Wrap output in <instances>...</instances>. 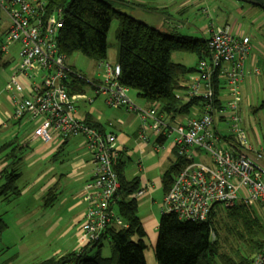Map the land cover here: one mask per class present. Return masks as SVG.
Segmentation results:
<instances>
[{
	"label": "built area",
	"instance_id": "obj_1",
	"mask_svg": "<svg viewBox=\"0 0 264 264\" xmlns=\"http://www.w3.org/2000/svg\"><path fill=\"white\" fill-rule=\"evenodd\" d=\"M63 27L62 11L50 14L46 0H0V61L17 47L18 60L6 85L7 92L17 94L13 99L14 119L28 117L34 121L33 137L46 144L56 138L82 136L92 156L94 177L84 188L88 209L81 242L95 244L108 229L128 227L114 210L121 188L114 167L120 154L118 138L76 116L81 99L93 104L96 98L103 97L111 108L124 107L136 113L142 125L159 138L168 140L175 136L173 147L189 164L164 195L162 213L202 222L208 219L214 205L231 207L243 201L259 204L264 214V149L252 146L240 113L241 84L252 50L250 37L235 36L230 26L213 29L208 43L210 58L199 62L197 75L186 84L185 96H177L184 102L202 98V112L192 119L170 121L160 105L142 107L134 102L129 96L130 88L120 83L119 64L99 62V79L90 82L95 90L93 99L72 94L70 85L86 79L68 64V57L59 48ZM216 75L224 80L220 109L214 87ZM222 95L226 96L225 102ZM222 124L234 137L232 143L222 138ZM161 148L164 146L159 145ZM200 151L206 163L201 160ZM147 190L140 188L133 197L141 198ZM252 264H264V253L256 255Z\"/></svg>",
	"mask_w": 264,
	"mask_h": 264
},
{
	"label": "crops",
	"instance_id": "obj_2",
	"mask_svg": "<svg viewBox=\"0 0 264 264\" xmlns=\"http://www.w3.org/2000/svg\"><path fill=\"white\" fill-rule=\"evenodd\" d=\"M123 1L128 4L124 6L132 8L130 13L126 12L127 14L162 32L186 30L188 32L186 36L191 37L200 34L205 36V32H207L208 37L201 38L209 40L214 28L230 26L235 36L250 37L252 50L246 62V76L241 84L240 109L243 110L245 106L252 113L258 111L261 104L254 107L255 100L263 94L262 102L264 101V8L249 4H247L249 6H243L238 4V1L232 2L234 0ZM200 9L213 22L208 29L205 25L204 28L199 27ZM226 10L229 14H225ZM232 13L242 17L243 21L240 22L239 18L233 17ZM12 49L14 51L15 47ZM13 51L0 61V149L12 143L10 148L0 154V171L11 166L12 170H16L21 175V179V166L24 164L27 165L28 170H31L29 180L31 178L32 181H30V186L22 190L19 196L6 200L4 207L7 208H4V213L1 216L6 222L8 218L14 220L16 216H19L18 214H22V211L18 212V208L24 203V197L29 196L30 202H27L29 206L25 209V213L19 216V226L24 219H27L34 230L32 237L36 236L39 231H43V235L48 240L56 237L59 240V244H57L59 246L53 248L50 252L51 255L42 261L61 258L74 252L79 254L84 250L94 254L93 244H85L80 240L81 228L88 209V204L83 198L84 188L94 177L92 156L85 147L82 136L67 140L56 138L53 143L46 144L33 137L36 127L34 121L28 117L14 119L13 99L17 97V94L6 91V85L18 60ZM177 63L187 66L186 58ZM111 64H117V58L116 62ZM195 76L186 77L180 81L181 90L177 92V96L182 98L185 96L186 84ZM77 85L76 83L73 87L79 91ZM71 92L75 94L73 91ZM132 97L136 100L134 96ZM137 97H139L138 93ZM222 99L225 102L226 96L222 95ZM80 101H83L82 105L90 106L88 111L82 112ZM84 102V99L77 102L76 116L84 122L92 119L101 125V129L105 133H113L117 136L120 154L116 163L122 167L128 180L138 178L139 188L147 187L148 189L143 197L137 199L139 217L146 235L151 238L153 247H156L160 219L153 212L146 214L145 209L150 201H153V190L157 184H162L160 174L164 162L169 161L171 164L174 159L173 145L168 153L159 156L161 153V150L158 149L159 137L150 128L142 125L136 113L129 112L124 107L111 108L106 104L105 99L100 101L99 97L93 104ZM140 105L142 107L151 106L146 101ZM115 115L118 116L115 117ZM243 127L252 146L258 148L252 143L254 138L258 139L260 143V132L256 128L255 121L251 119L245 125L243 124ZM219 128L221 132L229 135L225 126L220 125ZM59 162L61 163L58 164ZM38 165L40 166L38 167ZM36 166L38 169L34 170ZM50 192L54 193L56 197L53 202L48 203L46 197ZM4 201L3 203H5ZM116 207L117 201L114 204V210L117 211ZM52 242L55 243L54 240ZM102 251L103 247L101 254Z\"/></svg>",
	"mask_w": 264,
	"mask_h": 264
},
{
	"label": "trees",
	"instance_id": "obj_3",
	"mask_svg": "<svg viewBox=\"0 0 264 264\" xmlns=\"http://www.w3.org/2000/svg\"><path fill=\"white\" fill-rule=\"evenodd\" d=\"M46 1L50 14L56 11L63 13L64 27L60 30L58 44L67 57L80 52L96 62L106 61L109 50L108 32L116 18L119 21L116 31L119 43L117 64L122 68L120 83L136 90L138 96L151 106L160 105L170 121H176L196 107H204L202 98L189 102L177 98V92L181 90L180 81L196 73L198 66L189 68L173 61L172 56L176 52L194 54L199 64L201 60L210 58L209 40L163 33L118 10L116 5L119 2L123 6L127 4L123 0ZM217 75L214 77V87L220 109V89L224 80ZM257 110H264V101ZM85 123L104 133L101 125L92 119ZM221 135L228 143L234 140L233 136L223 132ZM166 141V138H158L159 145L163 146ZM11 145L12 143L2 147L0 154ZM173 149L174 159L162 177L164 195L170 191L175 177L189 164L187 159L180 156L174 147ZM116 162L117 160L114 167L121 183L116 196V208L128 227L108 229L101 241L93 244L94 254L84 250L79 254L74 252L34 264H147L146 232L139 217L138 200L133 197L140 189L139 179L128 180L122 167ZM20 177L11 166L0 171V199L9 200L21 194L22 189L17 185ZM55 197L50 192L46 201L51 203ZM222 212L232 219V225L221 224L217 216ZM7 228V223L0 215V238ZM218 229L234 234L240 243H244V249L235 250L234 257L228 253H220ZM104 239H109L112 246L113 253L108 258L101 254ZM261 253H264V220L253 205L243 201L231 207L214 205L208 219L202 222L181 220L174 213H162L159 221L155 247L158 264H252L254 257Z\"/></svg>",
	"mask_w": 264,
	"mask_h": 264
},
{
	"label": "rangeland",
	"instance_id": "obj_4",
	"mask_svg": "<svg viewBox=\"0 0 264 264\" xmlns=\"http://www.w3.org/2000/svg\"><path fill=\"white\" fill-rule=\"evenodd\" d=\"M120 1V0H119ZM226 2V1H225ZM235 2V1H232ZM238 3V2H237ZM238 4H242L243 6H249L245 3L239 2ZM216 6H219L216 4ZM222 7V6H221ZM116 8L120 10L121 12L124 13H130L132 8H128L126 6H123L122 3H118L116 5ZM220 12H222L220 10ZM229 14L228 10L225 11V14ZM199 27L204 28V25L206 29L209 28V26L213 23L210 17H208L207 14L203 13V11L200 9L199 11ZM233 14V13H232ZM239 18L240 22L243 21V18L240 17L237 14H233V17ZM214 17V16H213ZM215 19V17H214ZM215 21V20H214ZM218 21V20H217ZM216 21V22H217ZM219 23V21H218ZM119 25V21L115 18L112 21L110 30L108 32V43H109V50H108V57L106 62L108 61L109 63H114L116 62V58L118 57L119 53V43L116 37V31ZM259 30V28H258ZM163 33H170V35H176L180 37H186L188 35V32L186 30H176V32H166L164 31ZM260 33V32H256ZM196 35V34H195ZM196 37H208L207 32H205V36L200 34L199 36ZM259 37V36H257ZM260 38V37H259ZM13 51V49H12ZM14 55H17V47H15V50L13 51ZM173 61L181 62L183 58H186V65L189 68H194L197 64V58L194 54L190 53H182V52H176L172 56ZM67 62L70 66L74 67V69L81 74L86 80H76V83L78 84L77 87L79 88V91L73 87V85H70V90L73 91L75 94L78 95H86L87 98H94L95 90L94 88L90 85V82L93 81V79H99L98 75L100 73V69L98 67L99 62H96L94 60H91L84 54L77 52L74 53L73 55L69 56L67 59ZM198 66V64H197ZM197 75V73L191 74L188 77ZM75 85V84H74ZM263 94L259 96L258 99L255 100L254 102V107H258L261 102H262V97ZM129 96L133 99L132 96L135 97L136 100H134L135 103H137L138 106H141L140 103L144 102L143 99L140 97H137V91L130 89ZM100 101H104L103 97H99ZM82 100V99H81ZM83 101H80L79 103L81 104V110L83 111H88V107L90 106H85L82 105ZM86 102V101H85ZM84 102V103H85ZM83 103V104H84ZM94 103V102H93ZM85 104H88L87 102ZM112 110V109H111ZM202 112V108L192 109L190 113L186 114L183 116L181 119H192L196 117V115H199ZM241 114L243 118V124L245 125L247 122H249L251 119L255 121L256 128L260 132V143L258 142V139L254 138L253 139V144L255 147L258 148H263L264 149V110H258L257 112L252 113L251 111L247 110V108L244 106V109H241ZM118 115H115L117 117ZM225 126L224 124H222ZM175 136L172 135L168 140L164 143V149L161 148V153L159 156L164 155L169 152V149L171 148V145L173 143ZM257 149V148H256ZM12 153V152H11ZM201 154V160L206 163V160L203 159V152L200 151ZM59 162L58 164H60ZM40 165H38L39 167ZM38 167L34 170H37ZM170 167V162L165 161L163 164V168L161 170V178L163 177V174L168 170ZM163 171V172H162ZM22 173V178L18 181L17 185L24 190L25 188L29 187L31 182V178L29 180V176L31 177V170H28L27 165H22L21 166V172ZM34 173V171H33ZM34 175V174H32ZM25 196V195H24ZM23 196V197H24ZM163 198H164V190L162 187V184L159 183L157 184V187L153 190V201H150V204L148 207L145 209V213H155L157 217L160 219L162 216V207H163ZM18 199V198H17ZM4 199H0V215L4 213V207L6 206V202L3 203ZM23 202L19 208L18 212L22 211V214L25 213V209L29 206L27 205V202H30V197L25 196L23 199ZM242 202V201H238ZM249 205H253L254 208L257 210V212L260 214L261 219L264 220V214L261 209V206L257 203H250ZM22 214H18L21 216ZM19 216H16L14 220H11L8 218L7 220V230L3 233V235L0 238V264H34L38 263L46 258H48V255H51L50 252L53 248L58 247L59 245V240L58 238H51L52 240L55 241V243L52 242V240L47 239L43 235V231H39L36 236L32 237V233L34 230L30 226V224L27 222V219H24L22 224L19 226L18 224V219ZM25 216V215H24ZM217 218L221 220V224L224 226V224L227 225H232L233 221L231 218L226 216L225 212L220 213ZM4 219V218H3ZM7 219V218H5ZM26 221V222H25ZM240 226V225H238ZM241 229V228H239ZM219 236L217 237L219 241V248H220V253H228L234 257V251L237 250L238 248L244 249V243L239 242L238 238L231 233H227V230H220L218 229ZM147 248H146V260L147 264H158L156 261L155 257V246L153 247L152 240L149 236L146 235L145 238ZM32 246V247H31ZM31 247V249H30ZM102 255L103 257H111L112 256V246L111 242L109 239H104L102 242ZM45 253V254H44Z\"/></svg>",
	"mask_w": 264,
	"mask_h": 264
},
{
	"label": "water",
	"instance_id": "obj_5",
	"mask_svg": "<svg viewBox=\"0 0 264 264\" xmlns=\"http://www.w3.org/2000/svg\"><path fill=\"white\" fill-rule=\"evenodd\" d=\"M241 3L249 4L256 7L264 8V0H234Z\"/></svg>",
	"mask_w": 264,
	"mask_h": 264
}]
</instances>
